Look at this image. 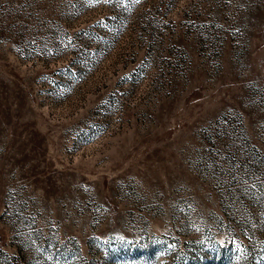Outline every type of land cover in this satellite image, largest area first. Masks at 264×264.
Returning <instances> with one entry per match:
<instances>
[{"label":"rangeland","instance_id":"obj_1","mask_svg":"<svg viewBox=\"0 0 264 264\" xmlns=\"http://www.w3.org/2000/svg\"><path fill=\"white\" fill-rule=\"evenodd\" d=\"M0 264H264V0H0Z\"/></svg>","mask_w":264,"mask_h":264}]
</instances>
